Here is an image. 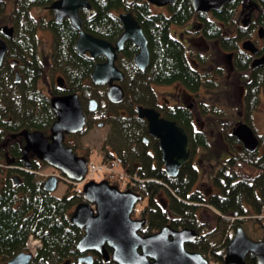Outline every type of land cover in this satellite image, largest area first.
Listing matches in <instances>:
<instances>
[{
    "label": "trees",
    "instance_id": "obj_1",
    "mask_svg": "<svg viewBox=\"0 0 264 264\" xmlns=\"http://www.w3.org/2000/svg\"><path fill=\"white\" fill-rule=\"evenodd\" d=\"M53 1L0 0V25L8 26L13 31L11 36H3L0 32V37L8 46L6 56L17 63L16 66L8 62L0 65V140L5 132L17 131L21 127L46 130L50 125L53 114L48 98L42 95L38 85L43 71L60 72L69 91L88 93L84 79L89 77L93 63L75 50L77 32L69 20L56 21L52 12L49 18H35L31 14L33 7L48 8ZM86 1L89 7H82L78 11L82 29L86 32L112 42L122 32L117 13L127 11L134 15L145 34L150 56L147 68L139 73L132 60L125 66L128 75L126 91L133 100L137 102L140 99L138 94L142 97L149 94L150 82L166 84L179 80L191 89L197 87L198 78L188 67L183 45L170 32L171 25H180L194 14L190 0H176L175 4L166 6V11H157L147 0ZM240 1L229 0L221 10L214 12L213 19L203 14V36L220 37L222 47L231 48L232 40L221 36V27L237 23L235 6ZM258 1L264 7V0ZM8 7L10 11L6 12ZM258 21L264 25V14L259 16ZM39 29H50L53 33V47L49 56L39 52L36 34ZM124 48V55L131 59L136 48L130 43ZM13 68L19 70V83L14 82ZM259 75H254L252 90H257L258 85L264 82V73ZM214 86L210 80L207 81L206 87ZM209 108L216 112L213 105ZM10 124L14 126H8ZM139 131L135 124L124 123L117 127L120 138L126 140L138 137ZM228 136L232 143L237 142L234 136ZM251 155L253 153L242 149L230 158L224 164L230 173L219 174L215 179L218 192L203 190V199L190 192L196 174L188 163L175 179H170L152 167L147 155H140L143 166L137 170L140 176L148 179L143 183L129 184L128 187L148 199L143 211L148 218L146 233L155 232L164 225L187 228L198 234L193 242L186 244L187 250L205 255L214 264H239L226 263L224 258L226 245L237 226L256 230L258 239L264 241V218L261 217L264 209V159H254ZM111 156L112 153H105L104 160ZM258 172H261L260 175ZM237 178L239 181L236 182ZM29 181L30 178L26 177V184L22 185L23 195H17L15 189L6 187L0 190V264L24 249L29 234L41 239L42 247L27 264H64L71 257L73 261L68 264H86L77 261L76 243L80 233L77 234L71 222H65L69 218L70 199L66 195L55 197L42 193L37 189H42L37 179L31 184ZM158 181L167 185L173 193L168 192L172 196L168 209L155 204L154 195L162 188ZM256 187L262 189L260 194L255 193ZM75 194L81 198L80 192ZM195 203H203L205 210H210V206L218 211V214H214L219 221L215 230H209L207 222H198ZM172 212L176 220L168 216ZM234 213L236 215L232 219ZM115 263L110 261L105 264ZM93 264L99 263L96 261ZM243 264H256L253 255L247 254Z\"/></svg>",
    "mask_w": 264,
    "mask_h": 264
},
{
    "label": "flooded vegetation",
    "instance_id": "obj_2",
    "mask_svg": "<svg viewBox=\"0 0 264 264\" xmlns=\"http://www.w3.org/2000/svg\"><path fill=\"white\" fill-rule=\"evenodd\" d=\"M175 2L176 0L173 1V4H175ZM224 5H222V7ZM154 7L157 11H162V8H164V6L155 5ZM222 7L220 9H211L208 11H196L192 6L194 14L182 24L178 25V27L181 28V31L176 37L173 36L183 45L185 51L184 56L188 67L198 78V85L195 89H191L179 80L171 81L166 84L150 82L149 94L146 95V97H142L141 94H138L140 99L137 102L136 100H133V97L128 96L126 91L128 75L125 66H128L129 60H132V65L137 71L139 73L144 72L149 64L150 56L145 67L140 69L134 63V56L138 53V47L131 40H126L122 48L115 51L114 66L122 75L121 79H112V84L118 85L122 90V97L117 101L111 100L108 96L110 88L108 83L95 84L91 77L95 65L106 61L104 55L93 57L88 51L85 53L78 52L91 59L93 63L89 77L84 79V83L88 89L87 94L69 91L66 81L60 72H55L56 76L51 91V86H47L46 80H40L41 82L38 83L41 89L40 92L43 96L48 98L53 119L46 130L21 127L17 129V131L5 132L2 135V139L0 140V190L3 191L6 187L12 190L15 189L17 195H23L24 191L22 190V185L24 183L26 184V177L30 178L29 184L33 183L34 179H37L39 185H42L41 190L37 188L40 192L49 193L55 197L66 195V198L70 199L71 205L68 210L69 218L65 222H73L71 220V214L76 206L81 203H88L82 195V189L86 181L84 183L81 181L80 183H76V181L70 180L63 172L49 165L45 159L39 157L33 148L24 150L26 140L23 132H40L42 139L49 142L51 139V126L57 119L51 108V99L58 96L76 94L85 123L83 128L79 131H63L61 141L62 146L69 148L76 157L83 158L88 162L90 151L87 149L84 154L81 152L77 153V145L71 142V139L69 141V137L74 138L75 135L85 131L91 124H95L98 127H103L106 124L109 125L114 135L115 143L113 142L114 144L110 145L112 151L109 150L107 144L104 148L108 149V152L112 154L113 151H121L123 153H121V155L127 157H125L126 159H124V162L131 167L128 171H131V175H136L135 177L137 178H133V181L129 180L130 182L125 186H119L120 179H124L125 175L121 178L108 175L107 177H104L102 181L117 186V189L120 191L129 190L134 195L139 196L140 199L135 203L130 215L131 220L141 223V227L137 231L138 234L141 236L152 235L158 233L163 227H168L174 230L184 229L172 228L169 225H164L155 232L146 233L148 218L143 211L148 204V199L147 197H142L141 195L134 193V191L128 187L129 184L143 183L148 179L143 178L138 173L139 171L137 169H141L143 166L140 155H147L150 158L149 161L152 167L155 170L163 172L170 179H175L180 170L184 168L183 166L188 163L196 174V181L191 187L190 192L198 198L203 197V190L209 193L218 192L219 188L215 181L217 175H228L230 173L229 169H226V165L224 164L228 162L230 158L235 157L236 153L242 151V149L246 150L242 142L232 134L237 126L246 125L251 129L256 137L257 147L252 151H246L253 153L251 157L254 159H264V155H262L264 141V139L262 141V136H264V82L263 84L258 85L257 90L251 89L252 82L255 79L254 75L259 73L260 77L261 74L264 73V62L259 63V60L264 56V25L258 21L259 16L264 14V7L258 0H241L235 6L234 17H236L237 23L234 26L221 27V36L228 41L232 40L233 46L227 49L222 47L220 37L219 39H214L203 36V14H206V16L213 19L214 12H216V10H221ZM121 13L131 12H118L117 17L119 21V15ZM65 18L67 17H64L63 19ZM138 25L140 26L139 23ZM121 26L123 31L122 23ZM73 29L77 32L78 38L79 31L75 28ZM45 30L49 31L52 35V39H54L52 31L50 29ZM116 39L109 42L113 44ZM127 43L132 44L136 48V52L133 53L131 59L124 55V47ZM4 60L3 62H8L11 66L17 65L16 61L10 63L11 58L7 57L6 54ZM13 73L14 82L19 83V70L13 68ZM58 77L61 78L62 85L57 83L56 79ZM209 80L215 85L214 88L206 87L207 81ZM155 86H162L163 89L158 90ZM53 90H55V92ZM213 91H216L215 93L220 95L218 100L208 97L207 93ZM212 105L216 109L215 113L210 111L209 106ZM138 107L152 109L158 114L159 118L175 122L177 126L182 128L186 133L189 156L188 159L177 169L174 175H169L165 171L160 140L157 136L149 132L148 119L138 116ZM232 113L234 116L233 121L219 124L218 119L217 121L214 120L215 117H223V115L227 116ZM210 118L214 119L210 120ZM124 123L128 125L135 124V126L139 127L140 131L138 132V137H130L129 140L120 138L117 133V127ZM8 126L14 125L10 124ZM259 128L261 129V132L258 131ZM229 134L237 139L236 143L231 142L230 137L228 136ZM113 157L115 156H111L109 160H112ZM128 157H132V159H128ZM47 170H50V172H47ZM260 173L261 172H258L259 175ZM49 176L55 177L56 185L60 181L65 184L66 187L63 192L55 194L54 190L56 187L52 191H48L44 187V183ZM203 176H206L210 182V185H207L204 188L203 184L199 185ZM127 177L130 178L128 174ZM237 181H239L238 178L236 179V182ZM157 183L161 184L162 188L156 195H154L155 204L161 206L162 209H168L169 201L172 200V196H170L168 192L172 193V191L163 182L158 181ZM69 185H71V188H68ZM255 189V193L257 194L262 192L261 188L256 187ZM73 190H75V193H81V200L78 198V194L72 193ZM67 191H69V193H67ZM143 201H145V203ZM195 205L198 207L197 220L198 222H203V220L200 219L201 211L199 210V207L202 206L203 203H195ZM168 216L171 219H177L174 212L171 214L169 213ZM74 227L77 230V234L80 233L77 240L78 242L84 234V229L75 225ZM27 239L29 240L30 245L29 243L25 245L24 249L20 252L30 254L31 260L37 255L39 249L42 247V241L41 239L34 237L32 234H29ZM193 241L194 240L191 242ZM191 242L185 243V248L186 244ZM76 251L78 255L77 258L89 254L92 255L93 260L91 264L96 261H98L99 264L113 261L111 259V249L107 245H105L106 252L104 251L100 253L93 249L79 251L76 243ZM70 261H73V257L70 258Z\"/></svg>",
    "mask_w": 264,
    "mask_h": 264
},
{
    "label": "water",
    "instance_id": "obj_3",
    "mask_svg": "<svg viewBox=\"0 0 264 264\" xmlns=\"http://www.w3.org/2000/svg\"><path fill=\"white\" fill-rule=\"evenodd\" d=\"M148 1L164 5L172 0ZM228 1L191 0V4L196 11H208L220 9ZM81 7H89L86 0H54L49 5L55 20L61 21L67 17L72 27L79 31L75 42V49L79 53L88 51L93 57H106L105 62L95 65L91 77L95 84L108 83V96L117 101L122 97V90L118 85L112 84V79H121L122 75L114 66L115 51L120 50L126 40H131L138 47L134 63L143 69L149 58L146 38L131 13L119 15L123 31L113 44L95 37L81 29L82 21L78 15V9ZM0 31L7 36L12 34V29L5 26L1 27ZM6 52L7 44L0 38V64ZM263 62L264 56L259 60V63ZM56 81L62 85L60 77ZM51 108L57 119L51 126L50 141L42 139L40 132H23L26 140L24 150L33 148L49 165L63 172L68 178L80 181L86 172V160L76 157L69 148L61 144L63 131H79L85 123L77 95L52 98ZM137 114L148 119L149 132L160 140L165 171L174 175L189 156L186 133L175 122L159 118L152 109L138 107ZM232 134L242 142L246 150L252 151L257 147L256 137L248 126L239 125ZM44 187L52 191L56 187V179L49 177ZM82 195L88 203L78 204L71 215L72 223L84 229V234L77 242L79 251L93 249L102 253L107 245L111 249L112 260L118 264H209L202 254L185 248L184 244L191 242L196 236L188 229L174 230L163 227L158 233L139 235L137 231L141 223L131 220L130 214L140 198L131 191H120L105 181H89L84 184ZM90 204H93L94 208ZM248 253L254 256L256 264H264V241L249 239L244 229L239 226L226 246L225 261L243 264ZM30 257V254L21 252L4 264H26ZM92 260L90 254L78 258V261L87 264H91Z\"/></svg>",
    "mask_w": 264,
    "mask_h": 264
},
{
    "label": "rangeland",
    "instance_id": "obj_4",
    "mask_svg": "<svg viewBox=\"0 0 264 264\" xmlns=\"http://www.w3.org/2000/svg\"><path fill=\"white\" fill-rule=\"evenodd\" d=\"M168 4H173V2H168V3H165L164 5H161V6H164V8H162L163 11H166V6ZM9 11H10V8L8 7L6 9V12H9ZM50 12H51L50 9L49 8H45V7H33L31 9V14L35 18H40V17L49 18L50 16L52 17ZM2 26H4V25H0V27H2ZM180 31H181V28L178 27V25L173 24V25L170 26V32H171V34L173 36L176 37L177 34H179ZM36 34H37V37H38V40H39V43H38L39 52L41 54H45L46 56H49L50 52H52V41H53L51 33L49 31L45 30V29H39V30H37ZM55 76H56L55 72H50V71L45 70V71L42 72V77H41L40 80L41 81L42 80H46L47 86H49V87L51 86V88H52ZM155 88L158 89V90L159 89H163L162 86H155ZM215 92L216 91L208 92L207 93L208 97H212V98H215L216 100H218L220 95L216 94ZM209 101H213V100H209ZM213 119L210 118V120H213ZM217 119H218V123L219 124L220 123H226V122H229V121H233L234 120V116H233V113H232V114L227 115V116L223 115V117H215L214 120L217 121ZM258 131L261 132V129L259 128ZM113 136L114 135H113L109 125L106 124L103 127H98L95 124H91L85 131H83L80 134L75 135L74 138L69 137V141L71 139V142H73L75 145H77L76 146L77 149H78L77 153L81 152L82 154H84V152H86V150L88 149L90 151L88 162H90L92 164V166L94 165V166H97V167L101 168L99 171H97L93 175H91L89 177V179H87L86 181L89 180V181H93V182H100V181L103 180L104 177L108 176V175H105L103 173L111 174V173L108 172L106 167L108 165L109 168H110V172H112L111 168L113 169V166L110 164L109 161L104 160V154L107 153L109 150L112 151L111 148H110V145L115 143V139H114ZM106 144L108 145L109 150L104 148V146ZM121 153H122L121 151H117V152L113 151V154H114L113 156L116 155L117 159L118 158L121 159L120 160L121 161L120 165H122L123 167L122 166H118V168H117L118 172L114 171L116 173H113L111 175H114V174L125 175L124 179H120V182H119V186H125L133 178H137V177H135L136 175H131L132 172L128 171V169H131V167L128 164H126V162H124V159H126L127 157L125 156L126 157L125 158L123 155H121ZM128 159H132V157H128ZM120 170H122V172ZM42 172H46V171H42ZM47 172H50V170H47ZM127 174H128V176H130L131 179L127 177ZM118 175H115V176H117V178H119ZM84 182L85 181L83 180V183ZM201 184H203V188L205 186H207V185H210L209 179L206 176H203V178L199 182V185H201ZM65 187L66 186H65V184L63 182H61V181L58 182L57 187L54 190L55 194L58 193V192H60V193L63 192ZM79 187H81V186H79ZM57 195H60V194H57ZM143 202L145 203V201H143ZM199 208H200L199 210L201 211L200 219H202L203 222H207L208 223L209 230H215V228L217 226L216 224H217V222H219L214 217V214H217V212L215 210H213V209H212V211L205 210V209H203L204 208L203 205L200 206ZM249 216L251 217L252 215H249ZM261 217L264 218V209H263V213L261 214ZM244 230H245V234H247L246 236L249 239H251V240L252 239L253 240H259L258 237H257L258 235H257L256 230H251L249 227H245ZM233 233H234V231H233ZM207 260H208L209 264H214L209 259H207Z\"/></svg>",
    "mask_w": 264,
    "mask_h": 264
},
{
    "label": "built area",
    "instance_id": "obj_5",
    "mask_svg": "<svg viewBox=\"0 0 264 264\" xmlns=\"http://www.w3.org/2000/svg\"><path fill=\"white\" fill-rule=\"evenodd\" d=\"M117 161H120L119 159ZM108 171H110V168L109 166L106 167ZM101 168L100 167H97V166H90L89 168V172H90V175H92L93 173L99 171Z\"/></svg>",
    "mask_w": 264,
    "mask_h": 264
},
{
    "label": "bare ground",
    "instance_id": "obj_6",
    "mask_svg": "<svg viewBox=\"0 0 264 264\" xmlns=\"http://www.w3.org/2000/svg\"><path fill=\"white\" fill-rule=\"evenodd\" d=\"M225 254V253H224Z\"/></svg>",
    "mask_w": 264,
    "mask_h": 264
}]
</instances>
